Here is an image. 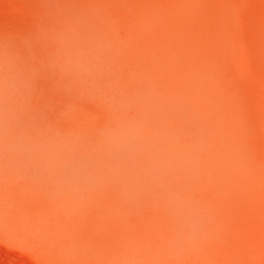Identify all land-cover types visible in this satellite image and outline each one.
<instances>
[{
	"label": "rangeland",
	"instance_id": "rangeland-1",
	"mask_svg": "<svg viewBox=\"0 0 264 264\" xmlns=\"http://www.w3.org/2000/svg\"><path fill=\"white\" fill-rule=\"evenodd\" d=\"M224 1L226 5L223 4ZM242 1L0 0V264H264V0H244L243 3ZM218 9L220 12L223 9L221 17L218 16ZM236 9L241 10L237 11ZM234 12L236 15L240 14V17L242 13V19H238L239 16H236ZM226 16L228 20H232V24L227 21ZM221 19H225L223 21L225 25L220 23ZM240 20L242 21L240 22ZM236 21L237 24H235ZM226 23L230 25H226ZM237 25L242 26V34L239 31L241 28L238 29ZM217 26L224 27L223 30L220 28L223 31L220 33L221 35L219 34L220 36ZM225 28L227 30L233 28L235 31L238 29L236 32L240 37L239 35L236 37V32L233 29L231 33L229 30L228 34ZM167 34L169 36H166ZM231 34L235 35L231 37L234 40L226 41L227 36L230 38ZM29 36L30 38H28ZM235 38L240 41L243 38L244 43L241 44L237 40L238 45H236ZM84 41L86 42L84 43ZM239 44L240 47H237ZM127 45H130L131 52L130 50L124 51L125 47L128 49ZM220 45L222 48L224 47L225 54ZM202 46L206 53H202L203 49L200 52ZM215 47L217 48L215 49ZM7 48L8 51H6ZM236 51L240 56L239 59L236 58L239 57L235 54ZM126 52L129 53L128 56L132 53V56L136 57L134 62L137 64L133 65L131 55L129 56L131 60L128 59V56L126 57L129 62L124 59L123 55H127ZM212 53L214 59L215 55L226 57H221L220 62H218V57L212 61ZM188 55L191 59L190 63L194 60L191 67L190 63L186 62ZM140 57L144 60L142 61L143 65H150L152 60V65L154 64L156 69L150 68L152 65L143 66L139 60ZM204 57L210 58L213 64L210 60H208L209 63H206L208 61H205ZM53 59L55 63H58L56 66L58 69L54 67L56 64ZM123 59L124 61H122ZM174 60L175 64L176 61L177 63L182 61V67L176 66L178 72L173 64ZM46 61L49 66L54 68L45 67L48 66L45 64ZM121 61H126L128 65H131H126L127 69ZM171 61H173V66ZM195 61L199 65L195 64ZM234 62H237L238 65H235ZM115 63L119 68L125 69L126 74L121 72L123 69L121 71L117 69ZM186 63L189 68L184 66ZM77 64L86 66L87 72L75 71L74 65ZM138 64L137 68H141L139 70L135 67ZM160 64L163 65L161 68ZM202 64L204 68L200 66ZM232 64L238 68L234 65V68L230 66ZM166 65H170V67ZM196 65L198 68L195 67ZM165 66L174 68L168 70ZM192 66L196 68L195 71ZM142 67L145 70L144 73ZM183 67L185 68L183 69ZM59 69L60 71H57ZM126 69L128 72L131 69L129 75ZM133 70L134 73H136L135 71L139 72L133 74ZM148 70L153 71V74L150 72L153 77L149 75L145 80L149 73H147ZM156 70L159 72L158 74H156ZM166 70L170 80L169 77L160 76L161 72L166 75ZM116 71L125 76L119 78L120 75L115 74ZM154 74L158 79L162 77L160 79L163 81L157 79L159 82L157 83ZM134 75H138L139 78L132 79ZM219 76L220 78L217 80L223 82L220 80L223 78L224 83L221 84L215 80V77ZM130 77V82H128ZM163 77L167 80L164 81ZM111 78L114 79L111 80ZM140 78L143 80L141 79V81ZM177 78L178 80H176ZM137 80H140V83ZM143 81L147 82V84L144 82L146 86L142 85ZM238 81L242 82V85L238 84ZM138 83L141 85H137ZM155 83L161 87L164 84L167 86L161 88L159 92V86ZM214 83L218 87L214 86V88ZM127 85L128 87L125 88ZM152 85L154 90L150 89ZM167 87L168 89H165ZM146 88L149 89V92ZM218 88L221 90L220 92H218ZM122 89L123 91H120ZM126 89L129 90L130 93L127 91L129 94H126ZM135 89L139 91V94L137 91L135 92ZM168 90L171 95L170 101L167 97ZM131 91L133 92L131 93ZM155 91L158 93L155 94ZM233 91L234 93H232ZM132 94L134 97L130 98L133 96ZM136 94L139 95H137L139 98H143V100L140 99V102L146 101L144 96H147V101L150 98V102L146 101L147 104L136 102L139 101ZM215 96L224 97L222 99H226L225 101L232 99L227 103L219 99L220 102L216 100ZM130 100L131 102H129ZM164 101L169 102L162 104ZM232 101L234 102L231 105L234 108L229 105ZM235 102L238 103L237 109H235L237 104L234 105ZM167 103L168 105H166ZM221 103H223V109L219 105ZM249 104H251L250 107ZM240 106L248 109L246 111L250 112L249 117L243 108V110L238 108ZM229 109H233V112ZM133 112L135 113L133 114ZM239 113L241 114L239 115ZM185 115L190 118L187 119L188 116ZM243 115L249 120L243 121ZM129 117L134 120L130 126L127 122ZM131 119L129 118L128 121ZM242 121L244 123L247 121V125ZM131 122L133 121L131 120ZM138 123L143 126L140 125L138 128ZM171 125L172 127H170ZM123 126L124 128H122ZM133 126L146 130L137 129L138 131H135ZM36 127L39 131L35 129ZM46 131L61 136L57 135L56 138H53L50 136L53 133H44ZM113 131L125 134L131 131L133 135L146 138L158 150L166 154L169 164L164 170L156 171L147 161L138 160L140 165L138 161L134 160L122 159L118 161V158L121 159V155L108 147L109 145L105 142V136ZM41 133L46 134V138L49 140H44L45 135ZM188 133L189 135H187ZM35 134L37 139L34 137ZM39 134L43 139L41 144ZM46 147L48 148L46 149ZM103 147L104 151L101 149ZM54 148L56 152L50 150H54ZM107 148L109 151H106ZM34 149L35 151L32 153L31 151ZM27 152L32 153V158ZM106 152H109V154L107 153L109 159L105 155ZM34 153L39 156L37 157ZM23 154L25 156L29 154L27 158L31 160H27ZM50 154L53 158L52 156L49 158ZM79 154H82V157ZM92 154L94 157H91ZM101 154L106 157L102 156L101 158ZM86 155H90L92 159L90 160ZM41 156H44V161H40L43 158ZM56 156L58 157L56 158ZM10 157L14 163H11ZM13 157L19 160L16 161ZM3 158L7 159L6 162H9L10 158V164L8 163L9 165L6 166L5 161L2 162ZM66 158L69 161H66ZM22 159L23 163H21ZM87 159L90 162L86 161ZM95 159L96 165L93 163ZM101 159L103 160L102 164ZM58 160L60 163L63 161V165L59 164ZM83 160L84 162H82ZM30 162L32 164L34 162L33 166L36 167V170H31V172L29 169H34V167H30ZM53 163H56L57 166L55 164L53 166ZM87 163L89 165H86ZM24 164L26 165L23 168ZM41 164L45 165L43 166L45 169ZM131 164H135V166ZM58 165L64 166L67 173L62 167L57 169ZM70 165L74 167L71 168ZM138 165L139 167H136ZM15 166L21 167V169L18 167L14 169ZM91 166L92 169L97 167V170L90 169ZM77 167L80 169L78 170ZM50 168H53V171H50ZM13 169L17 171L18 175ZM26 169L28 170L26 171ZM20 171H24V173L22 174ZM38 171L41 176L38 175ZM47 171L53 175H49ZM75 172L80 176L77 174L75 176ZM23 176L25 178H22ZM70 176L71 178L73 176V181ZM26 177L29 180H26ZM102 178L104 182L99 180ZM23 182L28 185V190ZM97 182L102 186L106 183L109 188L111 187V192H108L110 190L108 187L107 190H109H105L106 185L101 188L102 186L100 187ZM107 182H110V185ZM64 183L65 185H61ZM33 184L35 187L32 186ZM86 184H90L88 186L92 189L98 186L101 190L96 189L98 191L90 192L93 190H89L90 188L88 189ZM24 186L26 188H23ZM29 186L33 187L34 192ZM44 187V190L49 194L42 191ZM80 190L81 194L78 193L80 195L75 193ZM82 190L83 192L88 190L87 193L95 198H91L86 192L83 195ZM112 191H115L119 196H114ZM62 192L66 193L63 195ZM70 193H75L74 195L77 194V196H72ZM60 194L63 195L62 197L70 199L71 203L68 200L66 202V198H55ZM97 194L98 197L95 196ZM82 195L86 200L81 197ZM71 196L73 199L81 197L82 200L71 201ZM46 198L50 201L48 202ZM51 199H56L55 203L57 202L58 205L54 204V200L52 202ZM62 201L64 204L66 203L65 206ZM92 201L95 205H91L94 204ZM7 203L8 205L13 204L12 206L14 204L17 206L18 203L19 205L12 208ZM67 206L71 209L68 210ZM65 207L67 209H64V213L63 209L59 210ZM15 209H17V213H15ZM78 209L81 213L77 212ZM38 210L43 212L44 216ZM19 211L22 214H19ZM31 211H36L37 217L36 213ZM73 212L82 215L77 214L75 217ZM31 214L34 215L31 216ZM68 214L70 215L68 216ZM57 216L62 218V222ZM78 218L80 219L78 220ZM33 219H37V223ZM42 221L43 224L47 222V226L46 224L41 226ZM60 222L64 225L63 229L60 227ZM26 225L28 228L24 231ZM73 226L75 228H71ZM53 229L58 230L55 234L48 235V233L54 232ZM29 232L30 235H28ZM76 233L81 238L73 239L76 237ZM49 239L52 241L50 242ZM55 241L58 242L54 243ZM52 242L56 246L52 245ZM50 243L54 250L50 246H45Z\"/></svg>",
	"mask_w": 264,
	"mask_h": 264
},
{
	"label": "bare ground",
	"instance_id": "bare-ground-1",
	"mask_svg": "<svg viewBox=\"0 0 264 264\" xmlns=\"http://www.w3.org/2000/svg\"><path fill=\"white\" fill-rule=\"evenodd\" d=\"M238 2H239V1H238ZM243 2H244V0L242 1V3H243ZM245 2H246V1H245ZM229 3L231 4V2H229ZM223 4L226 5L225 1H224ZM234 4H236V1H234ZM239 4H240V3H239ZM232 5H233V4H232ZM243 5H244V4H243ZM243 5H240V6L242 7ZM223 6H224V5H223ZM223 6H221V8H223ZM227 6H228V5H227ZM227 6H226V7H227ZM236 6H238V5H236ZM228 7H229V6H228ZM245 7H246V6H245ZM231 8H232V7H231ZM238 8H239V7H238ZM114 9H115V8H114ZM223 9H225V7H224ZM223 9L221 10V12H223ZM115 10H116V9H115ZM218 10H219V11H218V13H219L218 16L221 17L222 14H221V12H220V9H218ZM236 10H237V9H236ZM238 10H241V9H238ZM238 10H237V11H238ZM227 11H228V10H227ZM235 12H236V11H235ZM235 12H234V14H235ZM243 12H245V11L243 10ZM218 13H217V14H218ZM220 14H221V15H220ZM243 14H244V13H243ZM235 15H236V14H235ZM239 15H240V14H239ZM239 15H238V13H237L236 16H239ZM218 16H217V17H218ZM236 16H235V17H236ZM245 16H246V15H245ZM184 17H185V16H184ZM229 18H230V17H229ZM239 18L242 19V13H241V17L239 16L238 19H239ZM219 19H220V18H219ZM226 19H227V16H226ZM236 19H237V17H236ZM224 20H225V19H221V21H220V23L222 22L223 25H225L224 22H223ZM233 20H234V17H233ZM178 21H179V20H178ZM227 21H230V23H231L232 20H231V19H230V20L227 19ZM234 21H235V20H234ZM241 21H242V20H240V22H241ZM175 22H176V21H175ZM175 22H174V23H175ZM240 22H239V23H240ZM227 23H229V22H227ZM227 23H226V25H230V24H227ZM237 23H238V22L236 21L235 24H237ZM172 24H173V23H172ZM222 24H221V26H223ZM231 24H232V23H231ZM235 24H233V25H235ZM241 24H242V23H241ZM233 25H232V26H233ZM221 26H220V28H221ZM235 26H236V25H235ZM235 26H234V27H235ZM237 26H238V25H237ZM217 27H218V26H217ZM234 27H233V28H234ZM241 27H242V26H240V27L238 26V29L241 28ZM245 27H246V26H245ZM218 28H219V27H218ZM220 28L217 29V30L219 31ZM223 28H224V27H223ZM223 28H221V29L223 30ZM226 28H227V27H226ZM226 28H225V29H226ZM233 28H232V29H233ZM236 28H237V27H236ZM225 29H224V31H225ZM232 29H228V30L226 29V30H227L226 32H228V31L230 30L229 32L231 33V30H232ZM238 29H236L237 32H238ZM222 30L219 31L218 35H219L221 32H223ZM233 30L235 31V29H233ZM243 30H244V28H243ZM234 31H232V33H235V32H236V31H235V32H234ZM239 31H241L240 33L242 34V28H241V30H239ZM170 32H171V31H170ZM226 32H225V34H226ZM229 32H228V34H229ZM237 32H236V37H238L237 35H239V33L237 34ZM27 33H28V32H27ZM243 33H244V32H243ZM22 34H23V33H22ZM169 34H170V33H169ZM169 34H167L166 36H169ZM222 34H223V33H222ZM26 35H27V34H26ZM32 35H33V34H32ZM214 35H215V34H214ZM218 35H216V37H217ZM220 35H221V34H220ZM220 35H219V36H220ZM233 35H234V34H233ZM233 35L231 34L230 38H229V36H227L228 39H227L226 36H225V38L227 39L226 41H228V40H230V39L234 40L233 38H231V37H233ZM234 36H235V35H234ZM241 36H242V35H241ZM24 37H25V36H24ZM26 37H27V36H26ZM163 37H164V36H163ZM163 37H162V39H163ZM239 37H240V35H239ZM8 38H9V37H8ZM8 38H7V39H8ZM28 38H30V36H29ZM165 38H166V37H165ZM217 38H218V37H217ZM87 39H88V38H87ZM218 39H220V38H218ZM223 39H224V36H223ZM29 40H30V39H29ZM150 40H151V38H150ZM214 40H215V39H214ZM224 40H225V39H224ZM232 40H230V41L232 42ZM235 40H236V42H237L238 39L235 38ZM217 41H218V40H217ZM219 41H220V40H219ZM239 41H240V39L238 40V42H239ZM10 42H11V41H10ZM23 42H24V41H23ZM31 42H32V41H31ZM85 42H86V41H84V43H85ZM87 42H88V41H87ZM129 42H130V41H129ZM224 42H225V41H224ZM224 42H223V43H224ZM228 42H229V41H228ZM238 42L236 43V45H238ZM242 42L244 43L243 38H242V40L240 41V43L242 44ZM203 43H204V42H203ZM213 43H214V42H213ZM219 43H220V42H219ZM11 44H12V43H11ZM13 44H14V43H13ZM31 44H32V43H31ZM224 44H225V43H224ZM232 44H233V43H232ZM234 44H235V42H234ZM8 45H9V44H8ZM23 45H24V44H23ZM38 45H39V44H38ZM202 45H203V44H202ZM217 45H218V43H217ZM217 45H216V46H217ZM225 45H226V44H225ZM236 45H235V46H236ZM14 46H15V45H14ZM127 46H128V45H127ZM144 46H145V45H144ZM222 46H223V45H222ZM227 46H229V45L227 44ZM9 47H11V46H9ZM202 47H203V48H200V52H201V49H203L204 51H203L202 53H206V52H205V49H204V46H202ZM220 47H221V45H220ZM237 47H240V44H239V46H237ZM237 47H236V48H237ZM24 48H26V47H24ZM33 48H34V47H32V50H34ZM130 48H131V47H130V45H129V46H128V49H126V47H125V50H124V51H126V50H130ZM216 48H217V47H215V49H216ZM221 48H222V47H221ZM228 48H229V47H228ZM228 48H227V50H228ZM236 48H235V50H236ZM136 49H137V48H136ZM138 49H139V48H138ZM144 49H145V48H144ZM148 49H149V48H148ZM206 49H207V48H206ZM212 49H214V48H212ZM223 49H224V47L222 48V50H223ZM28 50H29V49H28ZM134 50H135V49H134ZM207 50H208V49H207ZM222 50H221V51H222ZM231 50H232V49H231ZM238 50H239V49H238ZM6 51H8V48H7ZM124 51H123V52H124ZM140 51H141V50H140ZM140 51H139V54H140ZM198 51H199V50H198ZM214 51H215L216 54L219 55V53H217L216 50H214ZM223 51H224V50H223ZM130 52H131V50H130ZM133 52H134V51H133V49H132V53H133ZM135 52H136V51H135ZM137 52H138V51H137ZM200 52H199V53H200ZM226 52L228 53V51H226ZM8 53H9V52H8ZM29 53H30V51H29ZM132 53H130L131 56H132ZM145 53L147 54V52H145ZM148 53H149V52H148ZM199 53H197V54H199ZM238 53H239V52H238ZM35 54H37V53H35ZM38 54H39V52H38ZM126 54H127V52H126ZM128 54H129V53H128ZM128 54L125 55V56L123 55V57H125L124 59H126V61H128L127 58H126V57L128 56ZM137 54H138V53H137ZM158 54H159V53H158ZM207 54L209 55V57H211L209 53H207ZM224 54H225V51H224ZM235 54L238 55V54H237V51L235 52ZM130 55H129V56H130ZM143 55H144V52H143ZM167 55H168V54H167ZM181 55H182V54H181ZM193 55H194V58H195V54H194V53H193ZM212 55H213V57H212L213 60H212V61H214V60H216V59L219 58V59H218V60H219L218 62H220V58H221V57H223V58L226 57V56H223V55H222V56L220 55L221 57H218V55H215L216 58L214 59V54L212 53ZM226 55H227V54H226ZM228 55H229V58H230V52H229ZM228 55H227V57H228ZM37 56H38V55H37ZM37 56H36V57H37ZM41 56H42V55H41ZM41 56H39V57L41 58ZM129 56H128V59L131 60V57L129 58ZM134 56H135V55H134ZM140 56H141V55H140ZM147 56H148V55H147ZM153 56H154V55H153ZM159 56H160V55H159ZM204 56H206V55H204ZM238 56H239V55H238ZM11 57H12V56H11ZM42 57H43V56H42ZM123 57H121V58H123ZM132 57H133V56H132ZM142 57L144 58V56H142ZM145 57H146V56H145ZM196 57H198V56L196 55ZM201 57H203V56H201ZM217 57H218V58H217ZM231 57H233V56H231ZM40 58H39V60H40ZM43 58H44V57H43ZM49 58H51V57L49 56ZM121 58H120V59H121ZM137 58H138V57H137ZM143 58H142V59H143ZM146 58H147V57H146ZM148 58H149V56H148ZM161 58H162V57H161ZM161 58H160V59H161ZM176 58H178V57L176 56ZM183 58H184V57H183ZM198 58H199V57H198ZM204 58H206L205 61L210 60V58H207V57H204ZM204 58H202V59H204ZM212 58H211V59H212ZM229 58H227V59L229 60ZM236 58L239 59L240 56H239V57H236ZM37 59H38V58H37ZM41 59H42V58H41ZM120 59H119V60H120ZM124 59H123L122 61H124ZM135 59H136V57H135V58L133 57L132 60H131V61L133 62V65L137 64V63L134 62ZM142 59H141V57L139 58V60H141V62L144 61V60H142ZM178 59H181V58L179 57ZM186 59H187L186 62H189V63H190V60H191V59H189V55H188V58H186ZM200 59H201V58H200ZM200 59H199V61H200ZM233 59L236 61L235 58H233ZM44 60H45V59H44ZM44 60H43V61H44ZM51 60H52V58H51ZM53 60H54V59H53ZM119 60H118V61H119ZM139 60H138V61H139ZM145 60H146V59H145ZM148 60H149V59H148ZM148 60H147V61H148ZM164 60H165V59H164ZM164 60H163V61H164ZM176 60H177V59H176ZM183 60H184V59H183ZM188 60H189V61H188ZM221 60H222V58H221ZM223 60H224V59H223ZM122 61H121V62H122ZM126 61H125V62H122V63H124L125 66H126V65H127V66H130L131 64L128 65V63H126ZM131 61H130V62H131ZM135 61H136V60H135ZM138 61H137V62H138ZM147 61H146V62H147ZM177 61H178V60H177ZM177 61H176V64H175V60H174V63H173V61H171V64L173 63L175 67H176L177 65H178V67H179V66L182 67V66H181L182 61H180V62H178V63H177ZM184 61H185V60H184ZM193 61H194V60H193ZM193 61H192V62H193ZM210 61H211V60H210ZM212 61H211V62H212ZM128 62H129V61H128ZM139 62H140V61H139ZM141 62H140V63H141ZM152 62H153V61L151 60V64H150V65H152ZM156 62H157V61H156ZM192 62L190 63V67H191V65H192ZM231 62L233 63V61H230V63H231ZM239 62H240V60H239ZM42 63H43V62H42ZM51 63H52V62H51ZM122 63H120V64H122ZM147 63H149V61H148ZM158 63H159V62H158ZM179 63H180V64H179ZM189 63H188V64H189ZM201 63H202V62H201ZM201 63H200V64H201ZM206 63H209V61L206 62ZM227 63H228V62H227ZM234 63H235V65H238L237 62H234ZM241 63H242V62H241ZM45 64L48 65L47 61H46ZM52 64H53V63H52ZM54 64H56V65H54V67H56V66L58 65V63H55V60H54ZM155 64H156V63H155ZM173 64H172V66H173ZM195 64H197L196 61H195ZM212 64H213V62H212ZM221 64H222V63H221ZM18 65H19V64H18ZM115 65L117 66L116 63H115ZM124 65H121V66L124 67ZM142 65H143V62H142ZM148 65H149V64H148ZM148 65L145 64V65H143V66H148ZM150 65H149V66H150ZM158 65H159V64H158ZM182 65H183V64H182ZM197 65H199V64H197ZM197 65L195 66L196 68H198ZM233 65H234V64H232V65H230V66H232V67L234 68L235 65H234V66H233ZM239 65H240V64H239ZM116 66H115V67H116ZM127 66H126V68H127ZM137 66L139 67V64L136 65L135 67L137 68ZM140 66H141V65H140ZM161 66H163V65L160 64L159 67L161 68ZM166 66H169V67H170V65H166ZM166 66H165V68H166ZM184 66H187V63H186V65H184ZM200 66L202 67L203 64L200 65ZM204 66H206L205 63H204ZM204 66H203V68H204ZM208 66H209V65H208ZM240 66H241V65H240ZM45 67H49V68H50L51 66L48 65V66H45ZM54 67H51V68H54ZM135 67H134V68H135ZM156 67H157V65H156ZM159 67L157 68L158 71L160 70ZM178 67H176V71H177V68H178ZM187 67H188V66H187ZM235 67H237V66H235ZM51 68H50V69H51ZM56 68H57V67H56ZM136 68H135V69H136ZM150 68H155V67H154V64H153L152 66H150ZM150 68L148 67L149 70H150ZM172 68H174V67H172ZM172 68H166V69L170 70V69H172ZM184 68H185V67H183V69H184ZM188 68H189V67H188ZM192 68H193L194 71H195L196 68H194L193 66H192ZM237 68H238V67H237ZM50 69H49V71H51ZM57 69H58V68H57ZM117 69H119V70L121 71L123 68L121 69V68H119V66H117ZM117 69H116V70H117ZM127 69H128V68H127ZM127 69H126V71H127ZM131 69H133V68H131ZM131 69H130V72H131ZM135 69H134V70H135ZM137 69L139 70V69H141V68H137ZM137 69H136V70H137ZM143 69H144V68L142 67V70H143ZM155 69H156V68H155ZM163 69H164V68H163ZM163 69H161V71H163ZM179 69H180V68H179ZM186 69H187V68H186ZM208 69H209V68H208ZM123 70H124V71H123ZM123 70H122L121 72H122V73L124 72V73L126 74L125 69H123ZM134 70H133V72H132L133 74H137V72H139V71H135L136 73H134ZM142 70H141V71H142ZM146 70H147V67H146ZM149 70L147 71V73H148V72H149V73H148L147 76L145 77V80H146V78H147L149 75H151L150 72L153 74V71H149ZM152 70H153V69H152ZM203 70H204V69H203ZM209 70H210V69H209ZM236 70H237V69H236ZM47 71H48V70H47ZM57 71H60V69L57 70ZM114 71H115V70H114ZM114 71H113V72H114ZM120 71H119V72H120ZM141 71H140V75H141ZM144 71H145V70H143L142 72L144 73ZM156 71H157V70H156ZM156 71H155V72H156ZM158 71L156 72V74L159 73ZM161 71H160V72H161ZM171 71H172V70H171ZM171 71H170V74H172ZM176 71H174V72H176ZM181 71H182V70H181ZM185 71H186V70H185ZM34 72H35V71H34ZM54 72H55V71H54ZM130 72L127 71L128 75H129ZM155 72H154V73H155ZM166 72H168V71L166 70L165 73H166ZM172 72H173V71H172ZM177 72H178V71H177ZM177 72H176V73H177ZM179 72H180V71H179ZM50 73H51V72H50ZM52 73H53V72H52ZM161 73H162V74H161L160 76H165V77H167V78L169 77L167 73H166V75H163L164 72H161ZM180 73H181V72H180ZM197 73H198V72H197ZM197 73H196V74H197ZM203 73H204V72H203ZM203 73H202V74H203ZM229 73H230V72H229ZM28 74L31 75L32 73H28ZM48 74H49V73H48ZM115 74H119L120 76L117 75L119 78L122 76V74L117 73V71H116ZM115 74H114V76H115ZM178 74H179V73H178ZM233 74H234V72H233ZM240 74L242 75V73H240ZM26 75H27V74H26ZM52 75H53V74H52ZM130 75L132 76V74H130ZM140 75H139V76H140ZM145 75H146V73H145ZM173 75H174V73H173ZM175 75H176V74H175ZM234 75H235V74H234ZM241 75H239V76L241 77ZM57 76H58V74H57ZM123 76H125V75H123ZM123 76H122V78H123ZM151 76H152V75H151ZM154 76H156V77H154V78H156V80H155L156 82H157L160 78H162V77L158 76V77H160V78L158 79V78H157V75H155V74H154ZM177 76H179V75H177ZM177 76H174V77L176 78ZM237 76H238V75H237ZM60 77H61V76H60ZM134 77L139 78L138 75H137V76L134 75V76L132 77V79H133ZM142 77H143V76H142ZM152 77H153V76H152ZM152 77H151V78H152ZM172 77H173V76H172ZM207 77H210V76H207ZM213 77H214V76H213ZM221 77H222V74H221ZM234 77H235V76H234ZM54 78H55V77H54ZM114 78H115V80H117L116 77H114ZM114 78H113V79H114ZM137 78H136V79H137ZM143 78H144V77H143ZM151 78H150V79H151ZM178 78H179V77H178ZM178 78H177L176 80H178ZM204 78H205V77H204ZM215 78H216L215 80H217L218 78H220V76H219V77H215ZM68 79H69V78H68ZM68 79H67V80H68ZM113 79L111 78V80H113ZM130 79H131V77L128 78V82H130V81H129ZM136 79H135V80H136ZM141 79H142V78H140V80H141ZM157 79H158V80H157ZM163 79H164V77H163ZM165 79H166V78H165ZM165 79H164V81H165ZM173 79H174V78H173ZM173 79H171V80H173ZM179 79H180V78H179ZM213 79H214V78H213ZM227 79H228V78H227ZM242 79H243V78H242ZM111 80H110V81H111ZM140 80H137V81L140 83ZM142 80H143V79H142ZM142 80H141V81H142ZM147 80H148V79H147ZM166 80H167V79H166ZM169 80H170V77H169ZM220 80H222L223 82H220L219 80H217L218 83H219V82H220L221 84L224 83V79H223V78L220 79ZM225 80H226V78H225ZM239 80H240V79H239ZM125 81H126V80H125ZM148 81H149V80H148ZM150 81H151V80H150ZM152 81H153V80H152ZM160 81L162 82L163 80L160 79ZM173 81H175V80H173ZM173 81H172V83H173ZM236 81H237V78H236ZM241 81H243V80H241ZM144 82H146V81H143V84H142V85H144ZM167 82H168V81H167ZM167 82H164V83H167ZM214 82H216V81H214ZM226 82H227V80H226ZM226 82H225V83H226ZM228 82L230 83V81H228ZM67 83H68V82H67ZM69 83H70V82H69ZM88 83H89V82H88ZM133 83H134V82H133ZM135 83H136V82H135ZM139 83H138L137 85H141V84H139ZM141 83H142V82H141ZM148 83H149V82H148ZM150 83H151V82H150ZM150 83H149V84H150ZM157 83H159V82H157ZM169 83H171V82H169ZM212 83H213V81H212ZM212 83H211V84H212ZM229 83H228V84H229ZM239 83H241L240 85H242V82L238 81V84H239ZM145 84H147V82H146ZM155 84H156V83H155ZM160 84H161V83H160ZM209 84H210V83H209ZM230 84H231V83H230ZM232 84H233V82H232ZM119 85H120V83H119ZM123 85H124V84H123ZM128 85H129V84H128ZM128 85L125 86V88L128 87ZM153 85H154V83H153ZM153 85H152V87H151L150 89L153 88ZM156 85H157V84H156ZM173 85H175V84H173ZM179 85H180V84H179ZM233 85H235V84H233ZM233 85H231V86H233ZM144 86H146V85H144ZM157 86H159L158 89H159V92H160V91H161L160 89H161V88H164V87L167 86V85L164 84L163 87H161V85H157ZM214 86H215V83H214L213 87H214ZM216 86H217V84H216ZM216 86H215V87H216ZM237 86H238V85H237ZM137 87H138V86H137ZM137 87H136V89H137ZM141 87H142V86H141ZM173 87H174V86H173ZM173 87H171V88H173ZM176 87H177V86H176ZM194 87H195V86H194ZM213 87H211V88H213ZM215 87H214V88H215ZM217 87H218V86H217ZM219 87H220V86H219ZM234 87H235V86H234ZM134 88H135V87H134ZM143 88L145 89V87H143ZM147 88H148V87H147ZM147 88H146V89H147ZM192 88H193V85H192ZM220 88H221V87H220ZM239 88H241V87L239 86ZM72 89H73V88H72ZM128 89H129V88H128ZM136 89H135V92L137 91ZM155 89H156V88H155ZM165 89H168V87L165 88ZM173 89H174V88H173ZM189 89H190V88H189ZM193 89H194V88H193ZM195 89H196V88H195ZM222 89H223V88H222ZM225 89H226V86H225ZM225 89H224V90H225ZM114 90H115V88H114ZM153 90H154V88H153ZM153 90H152V91H153ZM162 90H163V89H162ZM218 90H219V88H218ZM218 90H216V91H218ZM233 90H235V89H233ZM120 91H123V89L120 90ZM127 91L129 92V90L126 89V94H129L130 92L128 93ZM142 91H144V90L142 89ZM142 91H141V92H142ZM164 91H165V90H164ZM164 91H162V92H164ZM182 91H183V89H182ZM211 91H212V90H211ZM220 91H221V90H219L218 92H220ZM222 91H223V90H222ZM132 92H133V91H131V93H132ZM138 92H139V91H137V93H138ZM141 92H140V93H141ZM147 92H149V89H147ZM156 92H157V91H155L154 93L157 94L158 92H157V93H156ZM162 92H161V93H162ZM208 92H209V91H208ZM214 92H215V91H214ZM218 92H217V93H218ZM235 92H236V91H235ZM237 92H238V90H237ZM242 92H243V91H242ZM242 92H241V93H242ZM121 93H122L123 95H126V94H124L123 92H121ZM172 93H173V92H172ZM172 93H171V94H172ZM232 93H234V91H233ZM243 93H244V92H243ZM26 94H27V93H26ZM88 94H89V93H88ZM138 94H139V93H138ZM138 94H136V96H137ZM142 94L144 95L145 93L143 92ZM147 94H148V93H147ZM166 94H167V93H166ZM180 94H182V93H180ZM183 94H184V93H183ZM238 94H240V93H238ZM132 95H133V94H132ZM132 95H130V96H132ZM143 95H142V96H143ZM149 95H152V93H149ZM159 95H160V93H159ZM164 95H165V94H164ZM168 95H170L169 90H168ZM168 95H167V97H169V101H170V100H171V99H170L171 95H170V96H168ZM187 95H188V94H187ZM187 95H186V96H187ZM197 95H198V94H197ZM215 95H216V94H215ZM222 95H223V94H222ZM227 95H228V94H227ZM234 95L236 96V93H235ZM242 95H243V94H242ZM127 96H129V95H127ZM138 96H139V95H138ZM138 96H137V99H139V101H136V102H140V99L143 100V98H141V97L139 98ZM155 96H156V95H155ZM184 96H185V95H184ZM188 96H190V94H189ZM202 96H203V95H202ZM218 96H219V94H218ZM225 96H226V94H225ZM230 96H231V95H230ZM133 97H134V95H133L132 97H130V98H133ZM144 97L146 98V101H147V96H144ZM156 97H157V96H156ZM158 97H161V96H158ZM162 97H163V96H162ZM162 97H161V98H162ZM198 97H199V96H198ZM215 97H216V100H219V99L224 98V97H221V98H220V97H217V96H215ZM78 98H80V97H78ZM90 98H91V97H90ZM130 98H128V99H130ZM135 98H136V97H135ZM145 98H144V99H145ZM154 98H155V97H154ZM164 98H165V97H164ZM187 98H188V97H187ZM194 98H197V97H194ZM211 98H214V97H211ZM217 98H218V99H217ZM228 98H230V97L228 96ZM237 98H239V97L237 96ZM125 99L127 100V97H126ZM125 99H124V100H125ZM149 99H150V98H149ZM149 99H148V101L150 102ZM155 99H156V98H155ZM165 99H167V98H165ZM189 99H190V98H189ZM231 99H232V98H230L229 100H231ZM239 99H240V98H239ZM131 100H132V99H131ZM131 100H130L129 102H131ZM134 100H136V99H134ZM152 100H153V99H152ZM225 100H226V99H224V100L222 99L223 102H224ZM227 100H228V99H227ZM229 100H228V101H225V102H226V103H227V102H231V101H229ZM248 100H249V99H248ZM248 100H247V101H248ZM146 101H145V102H146ZM148 101H147V102H148ZM160 101H161V100H160ZM162 101H163V100H162ZM169 101H166V102H169ZM210 101H211V100H210ZM219 101H220V100H219ZM234 101H235V100H234ZM234 101H232V103L229 104L230 107L233 105V102H234ZM238 101H239V100H238ZM242 101H243V100H242ZM134 102H135V101H134ZM142 102H143V101H141L140 103H142ZM145 102H144V103H145ZM149 102H148V103H149ZM166 102L164 101L162 104H164V103H166ZM220 102H221V101H220ZM249 102H250V100H249ZM144 103H142V104H144ZM153 103H155V102H153ZM204 103H205V102H204ZM216 103H219V102L216 101ZM226 103H225V104H226ZM236 103H237V102H235L234 105H235ZM250 103H251V102H250ZM142 104L140 105V107L142 106ZM145 104H147V103H145ZM158 104H159V103H158ZM225 104H224V105H225ZM231 104H232V105H231ZM240 104H241V103H240ZM240 104H239V105H240ZM166 105H168V103H167ZM219 105H221L220 107H221V109H223V107H222L223 103H221V104H219ZM237 105H238V103L235 105V109H237V108H236ZM244 105H245V104H244ZM250 105H251V104H249V107H250ZM134 106H136V105H134ZM172 106H173V105H172ZM172 106H171V107H172ZM184 106H185V105H184ZM247 106H248V104H247ZM247 106H246V107H247ZM140 107H139V108H140ZM220 107H218V108H220ZM240 107H241V106H240ZM240 107H238V108H239V109H242V108L244 109L243 106H242L241 108H240ZM249 107H248V108H249ZM139 108H138V109H139ZM232 108H234V107L232 106ZM140 109H141V108H140ZM195 109H196V108H195ZM198 109H199V108H198ZM200 109H201V108H200ZM200 109H199V110H200ZM243 109H242V110H243ZM246 109H247V108H246ZM246 109H244V111H246ZM131 110H133V109L131 108ZM172 110H173V109H172ZM183 110H184V109H183ZM229 110H231V111L233 112V109H229ZM242 110H241V111H242ZM247 110H248V109H247ZM134 111H136V110H134ZM137 111H138V110H137ZM236 111H238V110H236ZM244 111H243V112H244ZM23 112H24V111H23ZM173 112H174V111H173ZM189 112H190V110H189ZM202 112H203V111H202ZM222 112H223V111H222ZM239 112H240V111H239ZM246 112H247V111H246ZM134 113H135V112H133V114H134ZM241 113H242V112H241ZM241 113H239V115H240ZM247 113H248V114H247ZM247 113H246V115H248V117H249V116H250V112L248 111ZM171 114H172V113H171ZM180 114H181V113H180ZM188 114H189V113H188ZM234 114H236L235 111H234ZM237 114H238V113H237ZM239 115H237V116L239 117ZM244 115H245V114H244ZM244 115H243L244 120H243V119H242V120H243V121H245L246 119L249 120V118H245L246 116H244ZM132 116H133V115H132ZM132 116H131V117H132ZM147 116H148V115H147ZM180 116H181V115H180ZM185 116H188V115H185ZM230 116H231V115H230ZM237 116H235V117H237ZM131 117H129V118L131 119ZM138 117H140V116H138ZM129 118H128V119H129ZM151 118H152V117H151ZM169 118H170V117H169ZM179 118H180V117H179ZM182 118H183V117H182ZM186 118L188 119V118H190V117L188 116V117H186ZM241 118H242V116H241ZM68 119H69V118H68ZM128 119H127V122L129 123V126H130V124L134 123V120H133V118H132L131 120H132L133 122H131V120L128 121ZM138 119H139V118H138ZM138 119H137V120H138ZM141 119H142V117H141ZM170 119H171V118H170ZM209 119H210V118H209ZM40 120H41V119H40ZM66 120H67V119H66ZM69 120H70V119H69ZM117 120H120V119H117ZM137 120H135V121H137ZM184 120H185V119H184ZM248 120H247V121H248ZM193 121H194V120H193ZM239 121H240V120H239ZM243 121H242V122H243ZM247 121H246V123H247ZM143 122H145V121H143ZM143 122H142V123H143ZM186 122H187V120H186ZM186 122H185V123H186ZM69 123H70V122H69ZM73 123H74V122H73ZM189 123H190V122H189ZM230 123H231V122H230ZM243 123H244V122H243ZM243 123H242V124H243ZM246 123H244V124H246ZM249 123H250V122H249ZM34 124H35V123H34ZM136 124H137V123H136ZM153 124H154V123H153ZM182 124H183V123H182ZM120 125H123V124H120ZM140 125H142V124H140ZM140 125H139V123H138L137 127L140 126ZM167 125H169V124L167 123ZM226 125H227V124H226ZM246 125H247V124H246ZM126 126H127V125H126ZM131 126H132V125H131ZM142 126H143V125H142ZM223 126H224V125H223ZM62 127H63V126H62ZM67 127H68V126H67ZM133 127L136 128V126H133ZM144 127H145V126H144ZM168 127H169V126H168ZM170 127H172V125H171ZM227 127H228V126H227ZM38 128H39V127H38ZM122 128H124V126H123ZM122 128H121V129H122ZM135 128L133 129V130H135V131H138V130H140V129L142 130V128L138 129L139 127L136 128V129H135ZM151 128H152V126H151ZM151 128H150V129H151ZM35 129H36L37 131H39V130L37 129V127H36ZM72 129H73V128H72ZM119 129H120V128H119ZM137 129H138V130H137ZM144 129H145V128H144ZM144 129H143V130H144ZM165 129H166V128H165ZM171 129H172V128H171ZM179 129H181V128H179ZM143 130H142V131H143ZM145 130H146V129H145ZM172 130H173V129H172ZM243 130H244V129H243ZM37 131H36V132H37ZM40 131L42 132V130H40ZM147 131H148V130H147ZM178 131H179V130H178ZM36 132H35V133H36ZM47 132H48V131H46V132H44V133H47ZM145 132H146V131H145ZM145 132H144V133H145ZM148 132H150V130H149ZM148 132H147V134H148ZM176 132H177V131H176ZM190 132H191V130H190ZM24 133H25V132H24ZM37 133H38V132H37ZM39 133H40V132H39ZM44 133H41V134H44ZM48 133H50V132H48ZM51 133H53V132H51ZM51 133H50V134H51ZM100 133H101V132H100ZM129 133L131 134V131H130ZM129 133H128V134H129ZM135 133H136V132H135ZM138 133H139V132H138ZM41 134H39V139H40L39 141H40V144H41V141L43 140V139H41V137H40ZM50 134H49V135H50ZM65 134H66V132H65ZM132 134H133V132H132ZM139 134H141V133H139ZM149 134H150V133H149ZM29 135H30V134H29ZM33 135H34V134H33ZM33 135H31V137H33ZM44 135H45V137L42 136V137L44 138V140H45V139H46V140H49V139L46 138V137H47L46 134H44ZM57 135H60V134H57ZM57 135H55V133H53V134L50 135V136H53V138H56ZM67 135H69V134L67 133ZM142 135H143V134H142ZM161 135H162V134H161ZM187 135H189V133H188ZM24 136H25V135H24ZM27 136H28V134H27ZM37 136H38V135H37ZM60 136H61V135H60ZM60 136H59V137H60ZM62 136L64 137V136H66V135H62ZM75 136H76V135H75ZM146 136H147V135H146ZM31 137L29 136V138H31ZM34 137H36V134H35ZM34 137H33V138H34ZM48 137H49V136H48ZM63 137H62V139H63ZM140 137H141V136H140ZM166 137H167V136H166ZM190 137H191V136H190ZM29 138H28V140H29ZM33 138H32V139H33ZM37 138H38V137H36V139H37ZM49 138H50V137H49ZM32 139H30V140L32 141ZM34 139H35V138H34ZM34 139H33V140H34ZM149 139H150V138H149ZM157 139H158V138H157ZM55 140H57V139H55ZM103 140H104V139H103ZM31 141H29V142H31ZM39 141H38V143H39ZM179 141H180V140H179ZM32 142H33V141H32ZM35 142H36V141H35ZM43 142H44V141H43ZM43 142H42V143H43ZM47 142H48V141H47ZM48 143H50V142H48ZM182 143H183V142H182ZM43 144H44V143H43ZM53 144H54V143H53ZM38 145H39V144H38ZM46 145H47V143H46ZM56 145H57V144H56ZM105 145H106V143H105ZM31 146H32V145H31ZM53 146H54V145H53ZM53 146H52V147H53ZM62 146H63V145H62ZM67 146H68V145H67ZM185 146H186V145H185ZM188 146H189V145H188ZM42 147H43V145H42ZM52 147H51V148H52ZM108 147H110V146H108ZM181 147H182V146H181ZM47 148H48V147H46V149H47ZM39 149H40V148H39ZM81 149H82V148H81ZM101 149H103L102 151H104V147L101 148ZM101 149H100V153L102 152ZM111 149H113V148L111 147ZM175 149H176V148H175ZM50 150L55 151L56 149L54 148V150H53V149H50ZM57 150H58V149H57ZM65 150H66V148H65ZM105 150H106V149H105ZM33 151H35V149L32 150L31 152L33 153ZM44 151H45V150H44ZM106 151H109V149L107 148ZM114 151H115V150H114ZM47 152H48V151H47ZM49 152H50V151H49ZM55 152H56V151H55ZM89 152H90V150H89ZM116 152H117V151H116ZM27 153H29V152H27ZM32 153H31V154H32ZM35 153H37V152H35ZM35 153H34V154H35ZM41 153H42V152H41V149H40V154H41ZM51 153H52V152H51ZM77 153H78V151H77ZM107 153L109 154V152H106L105 155H106L107 158L109 159ZM17 154H18V153H17ZM19 154H20V153H19ZM29 154H30V153H29ZM29 154H28V155H29ZM31 154H30V157H31ZM48 154H49V153H48ZM48 154H47V155H48ZM87 154H88V153H87ZM23 155L25 156V154H23ZM28 155L25 156V157L27 158ZM35 155H36V154H35ZM75 155H76V154H75ZM75 155H72V156H75ZM79 155H81V157H82V154H79ZM90 155H91V154H90ZM90 155H88L89 158H90ZM97 155H98V152H97ZM105 155H102V154H101V158H102V156L104 157ZM20 156H21V154H20ZM36 156H37V155H36ZM38 156H39V155H38ZM38 156H37V157H38ZM49 156H50L49 158H51L52 155L50 154ZM72 156H71V157H72ZM77 156H78V155H77ZM86 156H87V155H86ZM88 156H87V157H88ZM99 156H100V155H99ZM99 156H98V158H100ZM106 156H105V157H106ZM109 156H110V155H109ZM116 156H117V154H116ZM181 156H182V155H181ZM41 157H43V158L40 160V157H39V160H40V161H42V160L44 161V156H41ZM57 157H58V156H56V158H57ZM91 157H94L93 154H92ZM10 158L12 159V157H10ZM10 158H9V162H8V161H7V162L5 161V160L8 159V157H7V159H4V158H3V161H2V162L5 161V165L7 166L8 163L10 164V161H11ZM13 158H14V157H13ZM20 158H21V157H20ZM31 158H32V157H31ZM52 158H53V156H52ZM72 158H73V157H72ZM72 158H71V160H73ZM75 158H76V157H75ZM89 158H88V159H89ZM98 158H97V159H98ZM14 159H15V158H14ZM23 159L25 160V158H23ZM23 159H22V162H21V163H23V161H24ZM34 159H35V158H34ZM34 159H33V161H34ZM45 159H46V158H45ZM78 159H79V158H78ZM88 159H87L86 161H88ZM91 159H92V158H90V160H91ZM93 159H94V158H93ZM103 159H104V158H103ZM15 160L18 161L19 159H18V160L15 159ZM27 160L30 161L31 159H28V158H27ZM36 160H37V158H36ZM74 160H75V159H74ZM90 160H89L88 162H90ZM115 160H116V159H115ZM115 160H114V161H115ZM119 160H122V158H121V159L118 158V161H119ZM37 161H38V160H37ZM37 161H36V162H37ZM46 161H48V160L46 159ZM46 161L43 162V163L45 164ZM51 161H52V160H51ZM51 161H50V162H51ZM58 161H59V160H58ZM61 161H62V160H61ZM66 161H69V160H67V158H66ZM77 161H79V160H77ZM97 161H98V160H97ZM99 161H100V160H99ZM102 161H103V160L101 159V164H102ZM140 161H142V160H140ZM143 161L146 162V160H143ZM12 162L14 163L13 159H12L11 163H12ZM31 162H32V161H31ZM31 162H30V163H31ZM34 162H35V161H34ZM34 162H33V164H32V163L30 164V167L33 166V165H35ZM36 162H35V163H36ZM38 162H39V161H38ZM38 162H37L36 164H38ZM50 162H47V163L50 164ZM56 162H57V161H56ZM75 162H76V161H75ZM82 162H84V160H83ZM92 162H93V161H92ZM92 162H91V163H92ZM123 162H124V160H123ZM19 163H20V162H19ZM21 163H20V165H21ZM24 163H25V162H24ZM27 163H28V162H27ZM27 163H26V164H27ZM39 163H41V162H39ZM61 163H62V165H63V161H62ZM61 163H60V161H59V164H61ZM93 163H95L94 165L97 164L96 159H95V162H93ZM124 163H125V162H124ZM130 163H131V162H130ZM133 163H134V161H133ZM138 163H139V165H140V162H139V161H138ZM138 163H137V164H138ZM147 163H148V161H147ZM149 163H150V162H149ZM9 164H8V165H9ZM15 164H16V162H15ZM26 164L23 165V168L25 167ZM44 164H43V165L41 164L42 167L45 166ZM54 164L56 165V163H53V166H54ZM66 164H67V162H66ZM70 164H71V163H70ZM81 164H82V163H81ZM83 164H84V163H83ZM16 165H17V164H16ZM18 165H19V164H18ZM20 165H19V166H20ZM28 165H29V163H28ZM51 165H52V164H51ZM72 165H73V164H72ZM72 165H70L69 167L73 168L74 166L72 167ZM86 165H89V163H87ZM94 165L92 164V166H94ZM99 165H100V164H99ZM131 165H132V166H133V165L135 166V164H131ZM139 165L136 166V167H139ZM141 165H142V164H141ZM10 166H11V165H10ZM36 166H37V165H36ZM38 166H39V165H38ZM53 166H52V167H53ZM56 166H57V165H56ZM56 166H55V167H56ZM58 166H59V165H58ZM64 166H65V164H64ZM64 166H63V167H64ZM67 166H68V165H67ZM67 166H66V168H67ZM77 166H78V165H77ZM92 166L90 167V169H92ZM144 166H145V165H144ZM150 166H151V164H150ZM1 167H2V165H1ZM4 167H5V166H4ZM17 167H18V166H17ZM17 167L15 166L14 169H17ZM21 167H22V165H21ZM21 167H18V169H21ZM33 167H34V166H33ZM39 167H40V166H39ZM59 167H60V166H59ZM59 167H58L57 169H61L62 166H61L60 168H59ZM63 167H62V168H63ZM75 167H76V166H75ZM78 167H80V165H79ZM78 167H77V168H78ZM97 167H98V165H97ZM97 167H96V168H97ZM99 167H100V166H99ZM140 167H141V166H140ZM146 167H147V166H146ZM23 168H22V170H24ZM26 168H27V167H26ZM35 168H36V167H34V169H29L30 172H31V170H36ZM37 168H38V167H37ZM43 168H44V167H43ZM83 168H84V166H83ZM96 168L94 167L95 170H97ZM179 168H180V167H179ZM9 169H10V168H9ZM14 169H13V170H14ZM40 169H41V168H40ZM44 169H45V168H44ZM52 169H53V168H50V171H53ZM55 169H56V168H55ZM79 169H80V168H78V170H79ZM86 169H88V168L86 167ZM94 169H92V170H94ZM101 169H102V168H101ZM144 169H145V168H144ZM27 170H28V169H26V171H27ZM63 170H64V168H63ZM66 170H67V169L64 170L65 173H67ZM68 170H70V169H68ZM76 170H77V169H76ZM141 170H143L142 167H141ZM180 170H181V168H180ZM14 171H15V170H14ZM24 171H25V170H24ZM24 171H23V172L20 171V172H22V174H23ZM64 171H63V173H64ZM73 171H74V170H73ZM73 171H71V172H73ZM88 171H89V170H88ZM143 171H144V170H143ZM8 172H9V171H8ZM12 172H13V171H12ZM15 172H16V175H18L17 171H15ZM15 172H14V174H15ZM34 172H35V171H34ZM34 172H33V173H34ZM41 172H42V171H41ZM44 172H45V170H44ZM54 172H55V171H54ZM60 172L62 173V171H60ZM60 172H59V173H60ZM77 172H79V171H77ZM26 173L28 174V172H26ZM26 173H25V175H26ZM35 173H36V172H35ZM37 173H39L38 175H40V172H39V171H38ZM47 173H48V171H47ZM55 173H56V172H55ZM80 173H81V172H80ZM101 173H102V172H101ZM121 173H122V172H121ZM19 174H20V173H19ZM48 174H49V173H48ZM50 174H52V173H50ZM50 174H49V175H50ZM76 174H77V173L75 172V176H76ZM97 174H98V173H97ZM108 174H109V173H108ZM20 175H21V174H20ZM52 175H53V174H52ZM72 175H73V174H72ZM77 175L80 176L79 173H78ZM85 175H86V174H85ZM90 175H91V174H90ZM99 175H100V174H99ZM40 176H41V175H40ZM42 176H43V174H42ZM62 176H63V175H62ZM93 176H94V175H93ZM93 176L91 177V179L93 178ZM101 176H102V175H101ZM101 176H99V177H101ZM38 177H39V176H38ZM103 177H104V176H103ZM105 177H106V176H105ZM22 178H25V177L23 176ZM40 178H42V177H40ZM64 178H65V177H64ZM70 178H71V176H70ZM72 178H73V176H72ZM72 178H71V181H73ZM76 178L79 179V177H76ZM76 178H75V179H76ZM80 178H82V177H80ZM49 179H50V177H49ZM82 179H83V178H82ZM84 179H87V178H84ZM96 179H97V178H96ZM111 179H112V178H111ZM26 180H29V179L26 177ZM26 180H25V181H26ZM30 180H31V179H30ZM65 180H66L65 182H67V179H66V178H65ZM99 180H102V181L104 182L103 178H102V179H99ZM113 180H114V179H113ZM39 181H40V180H39ZM46 181H47V180H46ZM49 181H50V180H49ZM75 181H76V180H75ZM75 181H74V183H75ZM80 181H81V180H80ZM156 181H157V180H156ZM40 182H41V184H42V179H41ZM62 182H63V181H62ZM81 182H82V181H81ZM81 182H80V183H81ZM87 182H88V180H87ZM90 182H91V181H90ZM100 182H101V181H100ZM112 182H113V181H112ZM114 182H115V180H114ZM117 182H118V180H117ZM23 183H24V182H23ZM31 183H32V182H31ZM33 183H34V182H33ZM76 183H77V181H76ZM84 183H85V182H84ZM93 183H94V182H93ZM21 184H22V183H21ZM34 184H37V183H34ZM34 184H33L32 186H34ZM68 184H69V180H68ZM70 184H71V183H70ZM70 184H69V185H70ZM78 184H79V181H78ZM97 184H98V182H97ZM107 184L110 185V182H107ZM113 184H114V183H113ZM118 184H119V183H118ZM24 185H25L26 187L28 186V185L25 184V183H24ZM44 185H45V184H44ZM48 185H49V184H48ZM61 185H65V183H64V184H61ZM61 185H60V186H61ZM81 185H82V184H81ZM81 185H80V186H81ZM86 185H87V186H88V185L90 186V184H86ZM98 185H100V187L102 186L101 183H99ZM104 185H106V183H105ZM104 185H103V186H104ZM116 185H117V184H116ZM119 185H120V184H119ZM18 186H19V185H18ZM25 186H24L23 188H26ZM36 186H37V185H36ZM38 186H40V184H38ZM80 186H79V187H80ZM87 186H86V187H87ZM89 186L87 187L88 189L90 188ZM103 186H102L101 188H103ZM29 187H30V186H29ZM34 187H35V186H34ZM40 187H43V186H40ZM58 187H59V186H58ZM69 187H71V186H69ZM69 187H68V188H69ZM86 187H85V188H86ZM100 187H98V186H97V188H94V187H93L95 190L92 189V188H90L89 190H91V189L93 190V191H90V192L98 191V190L100 189ZM107 187L109 188V186L106 185L105 190L108 191V190L110 189V190L108 191V192L110 193V192H111V187H110L108 190H107ZM112 187H113V186H112ZM127 187H128V186H127ZM32 188H33V187H30V189H32ZM72 188H74V187H72ZM72 188H71V189H72ZM76 188H77V187H76ZM85 188H82V189H85ZM42 189H43L42 191H45V190H44L45 187L42 188ZM58 189H59V188H58ZM63 189H64V188H63ZM77 189H78V188H77ZM96 189H98V190H96ZM27 190H28V187H27ZM32 190H33V189H32ZM37 190H38V189H37ZM40 190H41V189H40ZM46 190L48 191V189H46ZM61 190H62V189H61ZM100 190H101V189H100ZM112 190H113V189H112ZM62 191H63V190H62ZM64 191H66V190H64ZM87 191H88V190H87ZM87 191L84 190V192H83V190H82L83 195H84L85 192L87 193ZM32 192H34V190H33ZM37 192H38V191H37ZM45 192H46V191H45ZM71 192H72V190H71ZM80 192H81V190H80L79 192H75V193L78 194V193H80ZM88 192H89V191H88ZM104 192H105V191H104ZM112 192H113V191H112ZM39 193H41V192H39ZM46 193L49 194V192H46ZM59 193H60V192H59ZM65 193H66V192H64V193L62 192L63 195H64ZM75 193H73V194L70 193V194H72V196H77V194L74 195ZM97 193H99V192H97ZM32 194H33V193H32ZM34 194H35V193H34ZM34 194H33V195H34ZM43 194H44V192H43ZM62 194H60L61 197H60V196H55V195H54V196H55V198L57 197V199H58V197L61 198V199H62V198H66V197H62V196H63ZM68 194H69V193H68ZM80 194H81V193H80ZM80 194H78V195H80ZM87 194H88V193H87ZM94 194H95V193H94ZM101 194H102V193H101ZM113 194H115L114 196H117V197L119 196V194L117 195V194L115 193V191L113 192ZM38 195H39V194H38ZM38 195H37V197L40 196V195H39V196H38ZM41 195H42V194H41ZM44 195H45V194H44ZM50 195H53V194H50ZM83 195H82L81 197H82L84 200H86V199L83 197ZM88 195L90 196V194H88ZM107 195H108V194H107ZM68 196H69V195H68ZM72 196H71V197H72ZM89 196H88V197H89ZM95 196L98 197V194L95 195ZM51 197H52V196H51ZM71 197H70V198H71ZM81 197H79V198L77 197V199H76V197H74V198H75L76 200L80 201ZM85 197H86V196H85ZM90 197H91V198H95V197H93V196H90ZM111 197H112V195H111ZM31 198H32V197H31ZM47 198H48V197H47ZM47 198H46V199H47ZM75 199H73V197H72L71 201H73V200H75ZM32 200H34V199H32ZM35 200H36V199H35ZM47 200H48V202L50 201L49 199H47ZM51 200H52V199H51ZM53 200H54V199H53ZM53 200H52V202H53ZM55 200H56V199H55ZM55 200H54V204H57V205H58L57 202L55 203ZM65 200H66V202H67L68 199L66 198ZM65 200H64V201H65ZM69 200H70V199H69ZM69 200H68V201H69ZM81 200H82V199H81ZM92 200H93V199H92ZM1 201H2V199H1ZM14 201H15V200H14ZM19 201H20V200H19ZM19 201H17V202H19ZM90 201H91V199H90ZM93 201H94V200H93ZM93 201H92V203H94ZM3 202H4V201H2V204H4ZM7 202H10V201H7ZM25 202H26V201H25ZM69 202H70V201H69ZM83 202H84V201H83ZM85 202H86V201H85ZM10 203H12V202H10ZM19 203H20V202H19ZM19 203L17 204V206L19 205ZM70 203H71V202H70ZM70 203H69V206L71 205ZM76 203H77V202H76ZM86 203H88V201H87ZM97 203H98V202H97ZM51 204H52V203H51ZM60 204H61V203H60ZM62 204H64L63 201H62ZM99 204H100V203H99ZM112 204H113V203H112ZM7 205H8V203H7ZM9 205H10V207H12V208H14V206L17 207L16 204H14V206H12L13 204H12V205L9 204ZM9 205H8V206H9ZM33 205H34V204H33ZM65 205H66V203L64 204V206H65ZM91 205H95V203H94V204H91ZM20 206H21V204H20ZM24 206H25V203H24ZM34 206H35V205H34ZM50 206H51V205H50ZM50 206H49V208H50ZM64 206H63V207H64ZM74 206H75V205H74ZM88 206H89V205H88ZM99 206H100V205H99ZM2 207H3V205H2ZM10 207H6V208H10ZM54 207H55V206H54ZM67 207H68V206H67ZM71 207H72V206H71ZM81 207H82V206H81ZM18 208H19V207H18ZM18 208H17V209H18ZM22 208H23V207H22ZM27 208L29 209V207H27ZM32 208H33V207H32ZM75 208H76V207H75ZM90 208H91V207H90ZM92 208H94V207H92ZM107 208H108V207H107ZM0 209H1V207H0ZM17 209H15V213H17V212H16ZM39 209H41V208H39ZM57 209H58V208H57ZM57 209H56V210H57ZM62 209H63V213H64V211H65L64 209H67V208L65 207V208H61V209H59V210H62ZM70 209H71V208L68 207V210H70ZM73 209H74V208H73ZM95 209H96V208H95ZM109 209H110V208H109ZM2 210H3V208H2ZM8 210H9V209H8ZM34 210H35V209H34ZM50 210H51V209H50ZM56 210H55V211H56ZM59 210H58V211H59ZM68 210H67V211H68ZM80 210H82V209H80ZM0 211H1V210H0ZM9 211H11V210H9ZM28 211H29V210H28ZM36 211H37V210H36ZM36 211H34V212L36 213ZM67 211H66V212H67ZM83 211H85V210H83ZM83 211H82V212H83ZM93 211H94V210H93ZM2 212H3V211H2ZM11 212L13 213V211H11ZM31 212H33V211H31ZM34 212H33V213H34ZM38 212H39V210H38ZM53 212H54V210H53ZM59 212H60V211H59ZM68 212H69V211H68ZM77 212L81 213V212L79 211V209L77 210ZM77 212H75V213L73 212L74 215H75V217H76L77 214H78ZM18 213H19V214H22V212L20 213V211H19ZM29 213H30V212H29ZM39 213H41V212H39ZM42 213H43V212H42ZM42 213H41V215H42ZM63 213H62V214H63ZM4 214H6V213H4ZM23 214H24V213H23ZM26 214H27V213H26ZM62 214H61V215H62ZM66 214H67V213H66ZM84 214H85V212H84ZM33 215H34V214H33ZM33 215L31 214V216H33ZM35 215H36V217H37V213H36ZM63 215H65V214H63ZM69 215H70V214H68V216H69ZM74 215H73V216H74ZM78 215H82V214H78ZM29 216H30V215H29ZM42 216H44V214H43ZM46 216H47V214H46ZM73 216H72V217H73ZM19 217H20V216H19ZM48 217H49V216H48ZM57 217H58V216H57ZM79 217H80V216H79ZM29 218H30V217H29ZM58 218H59V217H58ZM70 218H71V217H70ZM73 218H74V217H73ZM5 219H6V218H5ZM34 219H35V218H34ZM34 219H33V220H34ZM42 219H43V218H42ZM52 219H53V218H52ZM59 219H60V218H59ZM59 219H57V220H59ZM61 219H62V218H61ZM61 219H60V221H61ZM71 219H72V218H71ZM71 219H70V221H71ZM79 219H80V218H78V220H79ZM7 220H9V219H7ZM23 220H24V218H23ZM23 220H22V221H23ZM30 220H31V219H30ZM36 220H37V219H36ZM36 220H34L35 223H37ZM39 220H40V219H39ZM65 220H66V219H65ZM76 220H77V219L75 218V222H76V224H77L78 222H77ZM82 220H83V219H82ZM20 221H21V220H20ZM20 221H19V222H20ZM26 221H27V220H26ZM73 221H74V220H73ZM57 222H59V221H57ZM61 222H62V221H61ZM61 222H60L59 224H61ZM75 222H74V223H75ZM82 222H83V221H82ZM0 223H1V222H0ZM16 223H17V222H16ZM21 223L23 224V222H21ZM31 223H32V222H31ZM48 223H51V222L48 221ZM52 223H53V222H52ZM67 223H68V222H67ZM74 223H73V225H74ZM5 224H6V223H5ZM26 224H27V223H26ZM40 224H41V226H42L43 221H42V223H40ZM44 224H46V226H47V222H45ZM44 224H43V225H44ZM78 224H79V223H78ZM78 224H77V225H78ZM80 224H81V223H80ZM28 225L30 226V224H28ZM33 225H34V224H33ZM50 225H53V224H50ZM77 225H76V226H77ZM81 225H83V224H81ZM81 225H80V227H81ZM21 226H22V225H21ZM34 226H35V225H34ZM34 226H32V227H34ZM37 226H38V224H37ZM39 226H40V225H39ZM46 226H45V229H46ZM58 226H59V225H58ZM58 226H56V227H58ZM63 226H64V225H62V224L60 225V227H61L62 229H63ZM74 226H75V225H74ZM74 226L71 227V228H75ZM84 226H85V225H84ZM60 227H59V228H60ZM22 228H23V226H22ZM27 228H28V227H27V225H26L25 228H24V231H26ZM30 228H31V227H30ZM35 228H37V227H35ZM47 228H48V227H47ZM52 228H53V227H52ZM54 228H55V227H54ZM71 228H70V231H72ZM82 228H83V227H82ZM78 229H79V228H78ZM30 230H31V229H30ZM41 230H42V229H41ZM57 230H58V229H57ZM57 230H56V231H57ZM67 230H69V229H67ZM74 230H75V229H74ZM74 230H73V231H74ZM80 230H81V229H80ZM87 230H88V229H87ZM53 231H54L53 233L50 232V233H48V235L51 236V234H55L56 231H55L54 229H53ZM77 231H78V230H77ZM77 231H76V232H77ZM82 231H83V230H82ZM21 232H22V231H21ZM38 233H39V231H38ZM73 233H74V232H73ZM77 233H79V231H78ZM77 233H76V237H74L73 239H76L77 237H78V238H81L80 235H78ZM82 233H84V232H82ZM18 234H19V233H18ZM31 234H33V233H31ZM28 235H30V232L28 233ZM70 235H71V234H70ZM72 235H73V234H72ZM77 235H78V236H77ZM86 235H87V234H86ZM46 236H47V234H46ZM50 236H48V237L50 238ZM52 236L54 237V235H52ZM55 236H56V235H55ZM74 236H75V235H74ZM88 236H89V235H88ZM48 237H47V238H48ZM58 238H59V237H58ZM83 239H84V238H83ZM83 239H82V240H83ZM87 239H88V238H87ZM49 240H50V242L52 241L51 239H49ZM49 240H48V242H49ZM54 240H55V238H54ZM54 240H53V241H54ZM62 241H63V240H62ZM79 241H81V240H79ZM57 242H58V241H57ZM57 242L55 241L54 243H57ZM81 242H82V241H81ZM118 242H119V241H118ZM52 243H53V242H52ZM52 243H50V244H46L45 246H50ZM54 243H53L52 245L56 246V244H54ZM32 245H33V244H32ZM52 245H51V246H52ZM60 245H61V244H60ZM115 245H116V243H115ZM42 246H44V245H42ZM51 246H50V247H51ZM57 246H58V245H57ZM39 247H40V246H39ZM52 247H53V246H52ZM52 247H51V248H52ZM35 248H36V247H35ZM48 248H49V247H48ZM63 248H64V247H63ZM52 249H53V248H52ZM53 250H54V249H53Z\"/></svg>",
	"mask_w": 264,
	"mask_h": 264
},
{
	"label": "clouds",
	"instance_id": "clouds-1",
	"mask_svg": "<svg viewBox=\"0 0 264 264\" xmlns=\"http://www.w3.org/2000/svg\"><path fill=\"white\" fill-rule=\"evenodd\" d=\"M77 72H87V67L82 64L74 65ZM105 142L117 151L124 160H146L150 162L153 170H164L169 164L165 153L158 150L146 138L133 134L113 131L105 136ZM158 153V154H157Z\"/></svg>",
	"mask_w": 264,
	"mask_h": 264
}]
</instances>
